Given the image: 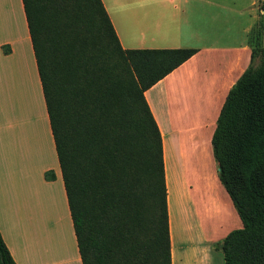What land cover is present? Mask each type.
Instances as JSON below:
<instances>
[{
  "label": "trees",
  "instance_id": "16d2710c",
  "mask_svg": "<svg viewBox=\"0 0 264 264\" xmlns=\"http://www.w3.org/2000/svg\"><path fill=\"white\" fill-rule=\"evenodd\" d=\"M22 1L82 264H171L162 138L144 91L196 49L122 48L101 0ZM260 9L264 18V0ZM255 29L259 63L228 91L211 138L242 224L222 240L225 264H264V44ZM0 264H16L1 234Z\"/></svg>",
  "mask_w": 264,
  "mask_h": 264
},
{
  "label": "crops",
  "instance_id": "0c3cea01",
  "mask_svg": "<svg viewBox=\"0 0 264 264\" xmlns=\"http://www.w3.org/2000/svg\"><path fill=\"white\" fill-rule=\"evenodd\" d=\"M101 1L122 48L196 49L144 96L162 138L171 264H225L214 241L237 212L211 138L256 61L261 0ZM0 234L16 264H82L22 0H0Z\"/></svg>",
  "mask_w": 264,
  "mask_h": 264
},
{
  "label": "rangeland",
  "instance_id": "374dc122",
  "mask_svg": "<svg viewBox=\"0 0 264 264\" xmlns=\"http://www.w3.org/2000/svg\"><path fill=\"white\" fill-rule=\"evenodd\" d=\"M257 35H258V38H257ZM254 39H255L254 40L255 42L260 41L261 44H264V18L262 16L260 17L259 22L256 25V29H255V32H254ZM258 60H259V57L256 58V61H255L254 64H258L257 63ZM235 213H236V210H235ZM213 214H214V220L216 221L219 218L218 217V213L214 212ZM231 224L232 225H231L230 229H229V225L225 224V231L228 230V229L232 230L234 228H239L242 225L238 215L234 214L233 211H231ZM223 238H224V235L219 237V238H217V239H215V241H214L215 249H218V250L220 249V245L222 243Z\"/></svg>",
  "mask_w": 264,
  "mask_h": 264
},
{
  "label": "water",
  "instance_id": "95a60500",
  "mask_svg": "<svg viewBox=\"0 0 264 264\" xmlns=\"http://www.w3.org/2000/svg\"><path fill=\"white\" fill-rule=\"evenodd\" d=\"M218 170H219V168H218Z\"/></svg>",
  "mask_w": 264,
  "mask_h": 264
}]
</instances>
